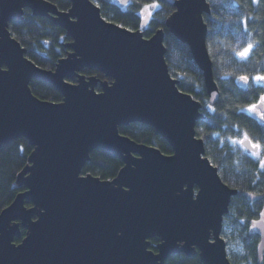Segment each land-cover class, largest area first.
<instances>
[{
	"label": "water",
	"instance_id": "obj_1",
	"mask_svg": "<svg viewBox=\"0 0 264 264\" xmlns=\"http://www.w3.org/2000/svg\"><path fill=\"white\" fill-rule=\"evenodd\" d=\"M68 1L60 10L48 0H0V147L20 137L32 147L16 175L23 189L0 211V264H163L177 253L231 264L221 228L236 189L221 180L195 134L201 103L170 75L163 29L144 37L141 29L105 19L92 0ZM165 1L173 7L165 28L188 46L213 105L219 88L206 45L209 2ZM24 9L71 38L53 69L29 59L8 29ZM84 68L104 79L81 73ZM33 78L51 84L61 100L35 96ZM256 105L264 112L263 102ZM130 123L152 127L171 152L121 134L119 127ZM241 141L247 152L258 150L249 138ZM95 148L121 159L114 178L81 173ZM255 222L260 261L264 220ZM121 231L123 238L116 235Z\"/></svg>",
	"mask_w": 264,
	"mask_h": 264
},
{
	"label": "trees",
	"instance_id": "obj_2",
	"mask_svg": "<svg viewBox=\"0 0 264 264\" xmlns=\"http://www.w3.org/2000/svg\"><path fill=\"white\" fill-rule=\"evenodd\" d=\"M65 10L68 0H48ZM101 15L130 30L141 29L144 37L151 36L157 29L164 31V58L169 73L178 80L181 91L189 93L201 103L203 117L196 121L195 134L203 140L205 155L217 167L224 183L240 190L248 189L261 194L256 206H251L238 192L230 201L229 212L223 218V233L227 256L231 264H258V235L251 230L249 219L257 217L253 212L264 205V172L237 145L245 134L264 150V118L259 121L248 110L257 102L264 87L254 83L255 75H264V0H207L210 14H204L207 24L206 45L212 61L214 79L219 88V98L209 105L203 85V78L191 56L189 48L177 40L165 28L164 20L173 7L165 0H158L159 7L142 11L153 0H128L120 6L118 0H92ZM11 35L26 49V56L36 65L52 69L63 57L69 37L65 31L48 18L32 15L24 9L20 19L8 24ZM249 44L253 45L246 57L238 55ZM86 75L104 76L95 69H82ZM241 76H247L245 85L237 83ZM32 93L40 99L60 101L61 94L48 82L33 78L29 82ZM97 89H99L97 87ZM263 96V95H262ZM119 132L136 142L159 148L163 153L171 149L154 129L146 124L130 123L119 127ZM32 147L23 137L9 141L0 147V211L23 189L16 184V175L27 163ZM122 166L116 154L101 148L89 153V159L82 167V174H91L101 179H112ZM26 205H30L26 202ZM242 218L246 220L242 221ZM21 235L15 238L20 241ZM157 238L151 239L150 248L155 250ZM231 244L237 251L229 253ZM163 264H202L197 255H169Z\"/></svg>",
	"mask_w": 264,
	"mask_h": 264
},
{
	"label": "flooded vegetation",
	"instance_id": "obj_3",
	"mask_svg": "<svg viewBox=\"0 0 264 264\" xmlns=\"http://www.w3.org/2000/svg\"><path fill=\"white\" fill-rule=\"evenodd\" d=\"M119 1V4H120V0H118ZM93 2V1H92ZM94 3V2H93ZM70 4V3H69ZM70 6V5H69ZM69 8V7H68ZM67 8V9H68ZM59 9V8H58ZM67 9H65V10H67ZM61 10V9H60ZM101 13V12H100ZM106 19V18H105ZM65 35H66V33H65ZM67 36V35H66ZM68 37V36H67ZM70 38V37H69ZM69 41H71V38L69 39ZM69 41H67V42H65V44L66 43H68ZM65 44H64V46H65ZM66 47V46H65ZM68 50H67V52L70 50L68 47H66ZM67 52H66V54H67ZM65 54V55H66ZM64 55V56H65ZM56 64V63H55ZM54 68V67H53ZM52 68V69H53ZM84 69H86V68H84ZM82 70V69H81ZM81 70H80V72H81ZM82 73V72H81ZM84 74V73H83ZM86 75V74H85ZM90 75H96V74H90ZM97 76V75H96ZM256 76H258V75H255V77ZM98 77V76H97ZM104 79V78H103ZM254 83L255 84H258V85H260V86H263L264 87V80H256V79H254ZM99 88V87H98ZM96 89H97V87H96ZM98 90V89H97ZM263 95V96H262ZM261 97H264V92L261 94V96L258 98V100H257V102H259V101H261ZM257 102H255L254 104H256ZM262 102V101H261ZM264 103V102H263ZM253 114H254V116H256L257 117V119L259 120V121H262L263 120V118L264 117H262L261 116V113H264V112H262L260 109H255L254 111H251ZM261 116V120L259 119V117ZM242 139H244V138H240L239 139V142L237 143V145L241 148V150L248 156V157H250V158H252L256 163H257V166H258V169H259V171H263L264 172V168H261V165H260V162L261 161H264V150H262L261 149V147L260 148H258V150L257 151H253V150H251L250 152H247L246 150H245V148L244 147H242L241 146V144H240V141L242 140ZM250 139V138H249ZM250 141H251V144H257V143H255V142H253L251 139H250ZM223 181V180H222ZM226 184V183H225ZM229 188H231V189H236V193L234 194V195H232L231 197H230V201H231V199L233 198V197H235L236 196V194H238V192H239V194L241 195V196H243L247 201H249V204L252 206H256V203L255 202H258V200L261 198V194H259V193H256L255 191H252V190H248V189H243V190H240V189H238V188H234V187H231V186H229L228 184H226ZM245 192H249V193H253V194H255V195H258V196H260L259 198H257V199H251V198H249V197H247V196H245L244 195V193ZM230 201H229V203H228V210H227V212L223 215V217H222V228H221V236H222V233H223V218H224V216L229 212V206H230ZM256 211H254L253 212V215L255 214V216L257 215V217H255V218H251V219H249V221L251 222V230L254 232V233H256L257 235H258V238L260 239V235H259V233L255 230V227L253 226V221H256V220H258V219H263L264 220V216H262L261 215V213H264V205H263V207H262V209L260 210V211H257V213H255ZM242 221H244V220H246V218H242L241 219ZM259 241V240H258ZM18 242V241H17ZM157 242H158V239H157ZM226 243V242H225ZM257 244H258V242H257ZM177 254H183V253H177ZM258 264H264V251H263V253H262V255H261V259H260V261H259V258H258Z\"/></svg>",
	"mask_w": 264,
	"mask_h": 264
},
{
	"label": "snow or ice",
	"instance_id": "obj_4",
	"mask_svg": "<svg viewBox=\"0 0 264 264\" xmlns=\"http://www.w3.org/2000/svg\"><path fill=\"white\" fill-rule=\"evenodd\" d=\"M154 7H159L158 0H153L152 4H150V5H145L144 6V9L142 11H149V15H150V9L151 8H154ZM252 47H253V45L249 44L242 51H240L238 53V55L241 56V57H246L250 53ZM240 79L241 80H244V81H247L249 78L247 76H241ZM254 79H256V80H264V75H258L256 77H254ZM261 101L264 102V97H261ZM256 107H257L256 104L249 105L248 106V110L249 111H254L256 109ZM261 116L264 117V113H261ZM244 139H248V137H247L246 134H245ZM241 143H243V141H241ZM252 147L253 148H260L261 145H259V144H252ZM173 155H176V154L173 153ZM260 165H261V168H264V161H261L260 162ZM186 187L188 188L189 192H191V185L188 184V185H186ZM124 191L127 192V189H125ZM261 215L264 216V213H261ZM255 225H256V222L253 221V226L255 227ZM116 235H117V237L123 238L124 233L121 231V232H117Z\"/></svg>",
	"mask_w": 264,
	"mask_h": 264
},
{
	"label": "rangeland",
	"instance_id": "obj_5",
	"mask_svg": "<svg viewBox=\"0 0 264 264\" xmlns=\"http://www.w3.org/2000/svg\"><path fill=\"white\" fill-rule=\"evenodd\" d=\"M237 142H239V140H237ZM156 243H157V242H156ZM156 243H154V244H156ZM226 251H227V246H226ZM236 251H237L236 247H234V245L231 244V249H229V253L236 252ZM227 253H228V252H227Z\"/></svg>",
	"mask_w": 264,
	"mask_h": 264
}]
</instances>
